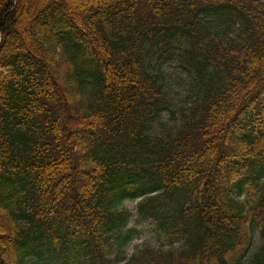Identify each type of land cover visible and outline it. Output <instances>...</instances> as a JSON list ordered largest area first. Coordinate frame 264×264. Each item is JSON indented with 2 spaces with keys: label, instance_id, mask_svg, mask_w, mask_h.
Masks as SVG:
<instances>
[{
  "label": "trees",
  "instance_id": "16d2710c",
  "mask_svg": "<svg viewBox=\"0 0 264 264\" xmlns=\"http://www.w3.org/2000/svg\"><path fill=\"white\" fill-rule=\"evenodd\" d=\"M114 263L264 264V0H0V264Z\"/></svg>",
  "mask_w": 264,
  "mask_h": 264
},
{
  "label": "rangeland",
  "instance_id": "374dc122",
  "mask_svg": "<svg viewBox=\"0 0 264 264\" xmlns=\"http://www.w3.org/2000/svg\"><path fill=\"white\" fill-rule=\"evenodd\" d=\"M123 205H125L126 208L132 210L134 213V206H135V201L132 200H126ZM128 228L133 229V234L131 238L128 240L127 243L121 246V249L118 250V252H112L113 255H118L121 256L120 252H122V256H128L131 254L132 250L134 249V246L137 245L140 241H142L145 238H154L155 236V231L152 226L148 225L147 223H144L142 225L130 222L128 224ZM256 238V235H255ZM155 240V239H154ZM113 247L115 248L116 245L114 243ZM114 264H120V263H114Z\"/></svg>",
  "mask_w": 264,
  "mask_h": 264
}]
</instances>
